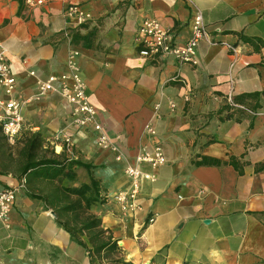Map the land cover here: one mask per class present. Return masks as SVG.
Segmentation results:
<instances>
[{
	"label": "crops",
	"instance_id": "1",
	"mask_svg": "<svg viewBox=\"0 0 264 264\" xmlns=\"http://www.w3.org/2000/svg\"><path fill=\"white\" fill-rule=\"evenodd\" d=\"M70 3L90 18L78 23L67 15ZM196 10L209 35L198 43L196 66L139 54L134 36L142 19H158L182 45ZM69 30L86 35L85 43L71 42ZM0 49L23 102L14 144L0 130V190L24 179L6 222L0 220L3 264H91L79 242L87 243L85 232L75 238L65 227L91 217L133 264H264V0H0ZM70 51L77 52L96 120L114 150L96 146L91 126L72 122L71 104L57 91L32 98L38 80L67 71ZM174 74L184 82L172 80ZM252 92L259 94L234 101ZM149 121L153 136L143 132ZM34 134L42 141L37 157L92 166L65 163L54 174L20 175ZM154 143L166 161L142 166L154 178L141 183L140 209L122 213L112 196L128 187L123 166ZM202 159L208 161L198 164ZM90 176L95 200L85 206L80 198L79 208L64 210L78 198L65 189L88 184Z\"/></svg>",
	"mask_w": 264,
	"mask_h": 264
},
{
	"label": "built area",
	"instance_id": "2",
	"mask_svg": "<svg viewBox=\"0 0 264 264\" xmlns=\"http://www.w3.org/2000/svg\"><path fill=\"white\" fill-rule=\"evenodd\" d=\"M44 1L26 0V3L34 5ZM65 12L67 15L75 17L78 23H82L90 18L88 12L83 11L74 3L68 4ZM64 35L69 38L67 32ZM201 39L209 40V35L203 21V16L199 10H196L191 18L189 37L182 45L175 43L170 30L154 17L142 19L134 36V40L139 46L138 52L140 55L150 58L171 56L178 63L189 64L191 66L198 64L197 46ZM228 47L232 53H235L238 49L236 45H228ZM76 56L77 52L75 51L68 53L66 72L59 75L49 74L46 78L38 80L36 83L37 91L32 98L37 99L48 91H57L71 104L72 122L80 127L91 126L95 131L96 146L101 149L114 150L115 146L112 139L96 120V109L89 100L86 83L76 61ZM29 73L34 74L33 71ZM171 79L184 82L179 74H174ZM0 90L3 93L0 95V130L5 140L9 144H14L22 128L23 115L21 106L23 102L15 96V77L5 61L2 49H0ZM188 98V94H185L184 99L188 100ZM168 106L170 109H174L175 103L169 100ZM143 132L150 136L155 134L152 121L144 125ZM63 144L64 150L67 153H72L73 142L69 137L63 138ZM122 158L120 154H116L115 156L116 160H121ZM165 161L166 157L162 147L154 143L150 147H140L133 159L125 162L123 173L128 179V187L117 190L112 196L122 213L140 209L137 196L141 183L143 180H153L154 178L151 173L143 170L142 166L145 164L155 169L164 164ZM22 183H24V179H21ZM21 184L0 190V220L3 222H6L9 209ZM261 191L264 193V184L261 187ZM153 221V216L148 217L147 223H152ZM0 264H3L1 260Z\"/></svg>",
	"mask_w": 264,
	"mask_h": 264
},
{
	"label": "trees",
	"instance_id": "3",
	"mask_svg": "<svg viewBox=\"0 0 264 264\" xmlns=\"http://www.w3.org/2000/svg\"><path fill=\"white\" fill-rule=\"evenodd\" d=\"M20 4L22 0H19ZM71 36V42L76 43L80 40L84 41L86 35L80 34L78 30H69ZM85 43V41H84ZM258 92L244 93L234 97L235 102H241L244 98H255L258 96ZM42 141L41 137L38 134H34L27 146V159L23 165L20 175L26 174L27 172L36 171L43 175L54 174L64 167V164L68 165H80L86 168L87 170L92 166L89 163H84L79 160L74 159H57L54 157H37V150L41 147ZM208 160H201L198 164L207 162ZM216 162V161H215ZM90 182L88 184L83 183L77 188H66L68 192L66 196L70 194H75L78 196L77 200L69 201L62 206L64 210H75L81 205L80 198L84 200V205L88 206L90 202L94 201L93 194H96L98 187L97 181L90 176ZM87 191H90V194L87 195ZM100 220L97 217H91L84 220L80 226L66 227V230L70 232L72 236L78 238L79 235H82L85 232L87 237V243L85 241L79 240V242L88 248L91 254V264H96L102 259H105L108 264H133L132 262L123 260L120 254V248L117 245V241L112 239L110 234H106V230L102 229L100 226Z\"/></svg>",
	"mask_w": 264,
	"mask_h": 264
},
{
	"label": "rangeland",
	"instance_id": "4",
	"mask_svg": "<svg viewBox=\"0 0 264 264\" xmlns=\"http://www.w3.org/2000/svg\"><path fill=\"white\" fill-rule=\"evenodd\" d=\"M105 263H107V261H104Z\"/></svg>",
	"mask_w": 264,
	"mask_h": 264
}]
</instances>
